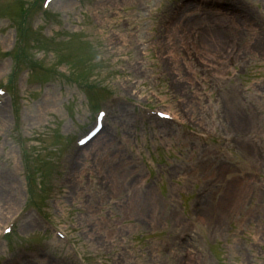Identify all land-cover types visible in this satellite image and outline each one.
<instances>
[{
  "label": "rangeland",
  "instance_id": "obj_1",
  "mask_svg": "<svg viewBox=\"0 0 264 264\" xmlns=\"http://www.w3.org/2000/svg\"><path fill=\"white\" fill-rule=\"evenodd\" d=\"M187 1L33 7L32 45L14 55L33 73L0 108V230L37 212L0 241L5 264H264V0ZM20 10L0 11V86ZM111 95L103 131L75 153Z\"/></svg>",
  "mask_w": 264,
  "mask_h": 264
},
{
  "label": "bare ground",
  "instance_id": "obj_2",
  "mask_svg": "<svg viewBox=\"0 0 264 264\" xmlns=\"http://www.w3.org/2000/svg\"><path fill=\"white\" fill-rule=\"evenodd\" d=\"M185 6V5H184ZM183 6V7H184ZM187 6V5H186ZM189 7L191 6V5H188ZM0 114H1V116H4V110H3V108L0 110ZM242 117H235V116H232V121H233V123H236V124H239L241 121H242V119H241ZM84 149V148H83ZM82 149V150H83ZM81 150V151H82ZM79 157V156H78ZM78 157H77V159H78ZM76 159V160H77ZM7 182V181H6ZM229 190L227 189V192H228ZM228 193H230V192H228ZM231 197H233V195H230V196H228L226 199H224V200H227V199H231ZM224 200H222L221 202H223V203H225V201ZM32 227H34V224H32V225H30L28 228H32ZM27 228V229H28Z\"/></svg>",
  "mask_w": 264,
  "mask_h": 264
}]
</instances>
